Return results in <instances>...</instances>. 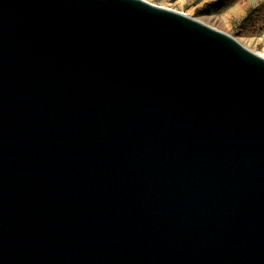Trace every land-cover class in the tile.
I'll use <instances>...</instances> for the list:
<instances>
[{
    "label": "water",
    "instance_id": "obj_1",
    "mask_svg": "<svg viewBox=\"0 0 264 264\" xmlns=\"http://www.w3.org/2000/svg\"><path fill=\"white\" fill-rule=\"evenodd\" d=\"M0 264H264V57L145 0H0Z\"/></svg>",
    "mask_w": 264,
    "mask_h": 264
},
{
    "label": "rangeland",
    "instance_id": "obj_2",
    "mask_svg": "<svg viewBox=\"0 0 264 264\" xmlns=\"http://www.w3.org/2000/svg\"><path fill=\"white\" fill-rule=\"evenodd\" d=\"M156 6L175 9L183 12L208 26L225 32L235 37L240 43L251 51L264 57V25L260 31L256 27H244L241 25L231 26L221 7L214 9L213 3L217 0H145ZM264 4V0H263ZM264 8V6L262 7ZM254 8L253 10H255Z\"/></svg>",
    "mask_w": 264,
    "mask_h": 264
},
{
    "label": "crops",
    "instance_id": "obj_3",
    "mask_svg": "<svg viewBox=\"0 0 264 264\" xmlns=\"http://www.w3.org/2000/svg\"><path fill=\"white\" fill-rule=\"evenodd\" d=\"M263 6V0H217L213 3L214 9L221 7L225 10L231 26L256 27L258 31L264 25Z\"/></svg>",
    "mask_w": 264,
    "mask_h": 264
}]
</instances>
